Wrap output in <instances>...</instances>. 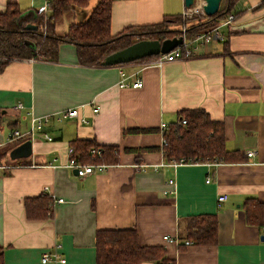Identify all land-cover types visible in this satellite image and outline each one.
<instances>
[{
  "label": "crops",
  "instance_id": "crops-1",
  "mask_svg": "<svg viewBox=\"0 0 264 264\" xmlns=\"http://www.w3.org/2000/svg\"><path fill=\"white\" fill-rule=\"evenodd\" d=\"M98 1L72 12L57 32L86 19ZM10 2L40 9L47 0H0V12ZM187 9L185 0H114L111 33ZM233 13L232 23L219 24L221 38L162 66L155 58L86 66L75 44L65 42L55 61L14 58L0 71V148H9L11 166L0 169L5 264H96L98 230L132 228L140 244L164 246L170 264H264V227L249 224L243 207L249 197L264 201V0H238ZM122 70L125 82L138 77L142 87L120 86ZM70 108L79 115L55 116ZM189 109H204L221 122L226 148L246 161L168 162L161 124L177 123L179 112ZM45 115L49 122L32 139V119ZM15 130L24 135L13 137ZM80 139L115 147L118 162L78 176L65 163ZM249 150L255 155L248 157ZM41 194L49 197L52 216L29 219L25 200ZM221 195L227 200L220 202ZM201 214L217 216L214 245L182 238L184 218ZM56 249L65 262H42Z\"/></svg>",
  "mask_w": 264,
  "mask_h": 264
},
{
  "label": "trees",
  "instance_id": "trees-1",
  "mask_svg": "<svg viewBox=\"0 0 264 264\" xmlns=\"http://www.w3.org/2000/svg\"><path fill=\"white\" fill-rule=\"evenodd\" d=\"M238 0H222L219 10L206 16L190 27L185 36L189 39L211 30L230 14H234ZM50 11L40 13L39 9H22L17 2H10L0 12V71L14 58H35L57 60L59 47L69 42L76 46L78 61L86 66H101L109 54L132 43L143 40H160L183 35L182 29H173L168 23L181 24V15H168L158 23L134 25L117 34L111 33L112 5L114 0H99L86 19L73 22L64 34L57 33V24L69 12L86 8L91 0H48ZM236 18V16H235ZM29 24L37 28H27ZM147 56L138 60L156 58ZM179 121L167 127L162 146L168 162L184 159L194 163L243 162L245 156L239 151L226 148L224 125L211 119L204 109H189L179 112ZM186 119L184 125L182 120ZM74 156L85 163H117L113 146H99L91 139L72 142ZM102 148L103 155L93 160L89 150ZM9 148H0V164L8 163ZM246 221L264 227V201L249 197L243 203ZM29 219H46L52 216L50 199L46 194L25 200ZM182 238L196 245H214L218 241V219L213 214L188 216L183 220ZM5 249L0 245V264H5ZM167 249L161 245H142L137 229H102L96 234V264H141L159 261L168 264Z\"/></svg>",
  "mask_w": 264,
  "mask_h": 264
},
{
  "label": "built area",
  "instance_id": "built-area-1",
  "mask_svg": "<svg viewBox=\"0 0 264 264\" xmlns=\"http://www.w3.org/2000/svg\"><path fill=\"white\" fill-rule=\"evenodd\" d=\"M192 8V7H191ZM191 8H188L183 15H188L191 12ZM202 9V8H201ZM50 11V4L47 0V2L39 9L40 13H48ZM235 19V15L234 14H230L226 19H224L220 25H228L230 23H232ZM215 26L214 28H212L211 30H208L206 32H203L199 35H197L196 37L189 39L185 36V32L183 33L184 36V41L182 44H180L179 46L175 47L172 51L168 52V53H161L159 54L158 57L155 58V60L152 62L153 64H156L158 66H162L165 62H170V61H174L176 59H183V58H190L192 56H194L196 54V51L198 50L199 46L210 42L212 40H215L217 38H221V34L219 31V26ZM121 75H122V80L120 82V86L125 87V86H132V87H142L143 85V80L141 78H136L135 80H133L131 82V84L125 82L126 79V73L125 71H121ZM18 107H21V104L18 105ZM93 111L94 112H98L99 111V107L95 106L93 107ZM79 115V110L78 108H70L67 110H62L59 111L55 114V116L58 119H62V118H69V117H77ZM50 120V115H45V116H40V117H34L32 119V127L29 130L28 134L32 137H34V135L36 134V132L40 129L43 128V126L45 124H47ZM83 122H88V120L86 118H82ZM182 123L185 125L187 123L186 119L182 120ZM168 127V124L163 122L161 124V128L163 131V137H164V133L166 131ZM24 134H22L19 130H15L13 132V137H21ZM44 137L48 140H52V136H50L48 133H44ZM166 144V140L165 138L163 139L162 142V146H164ZM74 147L70 146L68 148V161L65 163V166L73 169V170H77L78 172V176H86L92 172H94L95 168H104L107 167L109 164L106 163H96V162H91V163H85V162H81L79 161L78 158H76L74 156ZM117 152V151H115ZM255 151L254 150H249L247 151V156L248 157H252L255 155ZM89 154L91 156V158L93 160H95L97 157H101L103 155V149L102 148H97V147H93L89 150ZM183 163H189L188 161H185L184 159H181L179 161H172V164L174 165H178V164H183ZM194 163V162H192ZM55 166V165H53ZM11 166L7 163L4 164H0V169H6V168H10ZM210 179H208L207 181H209ZM228 196L227 195H221L219 196V201L223 202L225 200H227ZM56 201L58 202H64L63 198H58ZM165 239L168 240H176L171 238L169 235H165L164 236ZM186 244H189L190 241L187 240L185 241ZM50 261H54V262H65L66 259L62 258L59 254V252L56 250L53 251H47L43 254L42 256V262H50ZM164 264V263H161ZM170 264V263H168Z\"/></svg>",
  "mask_w": 264,
  "mask_h": 264
},
{
  "label": "water",
  "instance_id": "water-1",
  "mask_svg": "<svg viewBox=\"0 0 264 264\" xmlns=\"http://www.w3.org/2000/svg\"><path fill=\"white\" fill-rule=\"evenodd\" d=\"M221 1L222 0H203L204 13L208 16L215 14L220 8ZM195 2L196 0H185V6L187 8H190L195 4ZM79 10L81 9H77L76 11ZM27 28H37V26L29 24ZM183 41V35L167 38L163 41L149 39L139 40L123 49L109 54L107 57H105L102 64L105 66L125 64L147 56L168 53L172 51L175 47L182 44ZM27 144H29L30 147L32 146L31 141H29ZM15 155V152H13V156ZM74 172L78 174L77 170H75Z\"/></svg>",
  "mask_w": 264,
  "mask_h": 264
},
{
  "label": "rangeland",
  "instance_id": "rangeland-1",
  "mask_svg": "<svg viewBox=\"0 0 264 264\" xmlns=\"http://www.w3.org/2000/svg\"><path fill=\"white\" fill-rule=\"evenodd\" d=\"M203 0H196L195 4L193 5V7L191 8V12L188 15H181V24H176L173 23L170 25V23H168V26L170 28L173 29H182V32H186L190 27L195 26L196 24H198L201 21H205L206 20V15L203 11ZM202 5V7H201ZM95 6V5H94ZM202 9H201V8ZM73 13L69 12L66 14L65 19H62L60 22V26H66L67 22L70 21L72 19ZM66 31V30H65ZM58 33V32H57ZM61 33V32H59ZM58 33V34H59ZM66 32H62L61 34H64Z\"/></svg>",
  "mask_w": 264,
  "mask_h": 264
},
{
  "label": "bare ground",
  "instance_id": "bare-ground-1",
  "mask_svg": "<svg viewBox=\"0 0 264 264\" xmlns=\"http://www.w3.org/2000/svg\"><path fill=\"white\" fill-rule=\"evenodd\" d=\"M204 4V3H203ZM193 7V6H192ZM191 8V7H190Z\"/></svg>",
  "mask_w": 264,
  "mask_h": 264
}]
</instances>
